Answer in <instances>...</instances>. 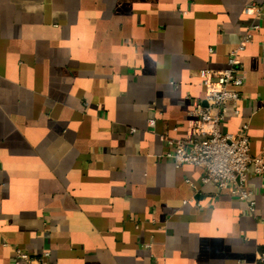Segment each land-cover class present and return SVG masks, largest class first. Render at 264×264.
Here are the masks:
<instances>
[{
	"label": "crops",
	"instance_id": "obj_1",
	"mask_svg": "<svg viewBox=\"0 0 264 264\" xmlns=\"http://www.w3.org/2000/svg\"><path fill=\"white\" fill-rule=\"evenodd\" d=\"M246 4L0 0V264L17 250L48 264H261L264 177L250 168V212L199 167H175L161 139L190 135L199 71L227 66ZM258 23L221 130H245L264 163Z\"/></svg>",
	"mask_w": 264,
	"mask_h": 264
},
{
	"label": "built area",
	"instance_id": "obj_2",
	"mask_svg": "<svg viewBox=\"0 0 264 264\" xmlns=\"http://www.w3.org/2000/svg\"><path fill=\"white\" fill-rule=\"evenodd\" d=\"M242 12L253 21L230 52L227 66L222 70L199 71L205 96L204 103H196L188 112L190 135L178 138L165 132L161 139L167 144L169 150L166 156L175 167H199L203 172L202 184H213L219 192H226L231 197L244 201L248 210L253 212L254 195L245 188V184L251 167L255 176L264 177V163L260 157L250 154L249 138L245 130L235 135L221 130L229 109L234 114L239 113L242 100L239 88L243 83L239 76L243 69L241 56L252 38V31L259 28L258 21L264 17L259 0H247ZM150 124L154 125V121L151 120ZM48 257V252L32 256L17 250L14 264H48ZM258 261L264 264V252L259 253Z\"/></svg>",
	"mask_w": 264,
	"mask_h": 264
}]
</instances>
